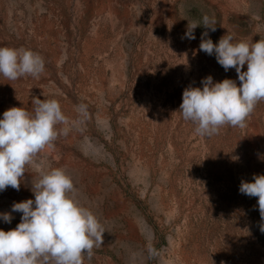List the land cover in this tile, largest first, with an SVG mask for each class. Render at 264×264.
<instances>
[{
	"label": "rangeland",
	"instance_id": "1",
	"mask_svg": "<svg viewBox=\"0 0 264 264\" xmlns=\"http://www.w3.org/2000/svg\"><path fill=\"white\" fill-rule=\"evenodd\" d=\"M204 15L216 30L185 38ZM205 31L214 44L226 33L264 39V0H0V47L45 62L39 79L0 75V119L11 107L31 113L39 98L82 121L37 162L64 169L106 230L84 264H264L258 198L239 191L264 174V101L244 127L211 138L178 111L185 88L208 76L240 86L234 68L200 50ZM38 179L28 166L19 191L0 192V213L13 216L0 229L21 222L12 205L34 200Z\"/></svg>",
	"mask_w": 264,
	"mask_h": 264
},
{
	"label": "clouds",
	"instance_id": "2",
	"mask_svg": "<svg viewBox=\"0 0 264 264\" xmlns=\"http://www.w3.org/2000/svg\"><path fill=\"white\" fill-rule=\"evenodd\" d=\"M215 24L207 15L202 22H188L185 38L195 39L198 26L214 32ZM199 48L215 55L226 72L234 68L241 83L239 87L231 79L214 83L208 76L201 81L202 88H185L178 111L200 137L211 138L225 126L244 127L257 104L264 101V39L235 41L226 33L214 44L205 31ZM245 64L247 70L242 71ZM44 70V59L38 53L0 47V75L7 80L39 79ZM32 105L31 113L11 107L0 119V192L8 187L19 191L28 166L39 175L31 186L34 200L12 205V212L22 213L21 222L15 229H0V264H84L85 255L90 258L93 248L103 244L106 230L97 216L78 202L72 177L64 169H46L43 162H37L46 147L82 121H70L55 99L33 98ZM77 111L81 117L87 116L86 105H78ZM239 191L258 198L264 221V174H254L252 182L241 181ZM0 219L11 223L13 216L0 213Z\"/></svg>",
	"mask_w": 264,
	"mask_h": 264
}]
</instances>
